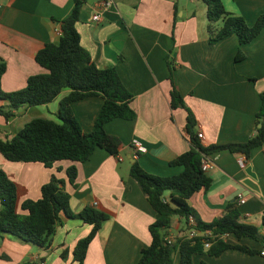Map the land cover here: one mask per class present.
I'll return each instance as SVG.
<instances>
[{"label": "crops", "instance_id": "crops-1", "mask_svg": "<svg viewBox=\"0 0 264 264\" xmlns=\"http://www.w3.org/2000/svg\"><path fill=\"white\" fill-rule=\"evenodd\" d=\"M190 1L85 0L81 7L76 23L81 44L98 67H115L134 95L136 116L116 117L105 124L106 131L121 141L117 155L97 146L85 161L64 159L47 166L40 161H12L0 151V170L26 190L21 200L39 199L41 187L54 174L65 180L73 212L96 203V208L109 214L89 244L83 264H137L151 242L149 227L156 212L130 173L132 162L137 160L145 170L161 176L184 169L170 163L189 150L192 142L187 111L171 106L169 59L175 66V85L196 118L193 131L203 133L199 140L204 146L243 142L255 131L264 91V28L246 44L241 45L236 34L213 44L207 31L205 1L199 0L198 7ZM222 1L229 12L243 16L249 24L264 13V0ZM74 6L75 0H0V62L7 64L2 77L4 91L21 89L30 75L46 71L36 61V53L46 43L59 41L60 21ZM96 13L99 20L93 19ZM220 25L221 21L213 23L214 27ZM239 51L241 59H237ZM68 92L64 89L46 104L21 106L8 120L0 114V137L14 136L33 118L60 121L59 102ZM102 103L100 96L72 102L84 131L92 130ZM6 104L0 99V106ZM134 140L145 151L137 152ZM209 156L214 160V167L207 172L213 178L211 187L187 199L197 218L211 223L235 206L239 220L257 226L264 235V145L254 147L249 155L221 150ZM73 164L77 166L75 184L66 172ZM239 194L245 199L242 204ZM90 230L91 225L82 219L63 215L47 246L0 233V264H75L76 243ZM169 230V236L182 235L184 218L173 216ZM226 241L256 252L229 248L220 255L195 253L194 264H264V240L230 233ZM64 249L66 257H62ZM175 264H180V253Z\"/></svg>", "mask_w": 264, "mask_h": 264}, {"label": "trees", "instance_id": "trees-1", "mask_svg": "<svg viewBox=\"0 0 264 264\" xmlns=\"http://www.w3.org/2000/svg\"><path fill=\"white\" fill-rule=\"evenodd\" d=\"M85 0H75L71 14L60 21L61 36L57 43H46L35 56L36 61L46 71L32 74L25 87L6 92L2 88V77L7 69L5 62H0V99L7 104L0 106V114L9 119L21 106L46 104L55 99L64 89L69 92L59 102L57 116L60 121L45 117L31 119L14 136L0 137V151L12 161H40L47 166L58 160L85 161L97 146L110 153H119L120 139L109 134L105 124L116 117L132 119L136 111L132 107L133 93L125 86L115 67H98L90 52L81 44V36L76 27L80 10ZM207 6V26L209 41L217 43L224 37L236 34L240 44L255 39L264 28V13L255 23L249 24L243 16L229 12L222 0H204ZM221 21L219 27L213 23ZM239 51L237 59H241ZM169 80L172 88L170 100L172 108H184L187 111V130L192 145L189 150L173 159L172 165H182L183 171L172 176H161L145 170L137 160L131 163L130 173L156 212L155 220L149 227L151 242L141 253L137 264H175V256L180 253V264H194L195 253L220 255L229 248L248 253L256 250L242 244L227 242L222 236L232 233L238 238L249 236L259 241L264 235L259 228L239 220L240 212L230 206L218 219L206 223L197 218L187 199L197 191L208 190L213 178L202 169L203 154L230 150L249 155L251 150L264 145V91L260 93L261 105L256 113L255 131L248 140L204 146L198 133L193 131L196 118L186 104L174 82V62L169 59ZM90 96H100L102 106L90 132L83 130L72 109V102ZM261 124V126H259ZM69 181L75 184L77 166L66 170ZM166 192H170L169 196ZM25 188L11 180L7 173L0 170V233H8L19 239L47 246L56 232L62 216L82 219L91 225L90 232L80 238L73 250L75 264H83L89 244L101 229L109 214L94 205H86L80 212H73L70 207V193L65 187V180L52 175L41 187L39 199H24ZM194 215L197 228L212 229L217 237L210 247H205L202 238H188L184 233L170 242L169 229L172 217L187 218ZM186 231V230H185ZM67 256V249L62 257ZM202 264H207L203 262Z\"/></svg>", "mask_w": 264, "mask_h": 264}, {"label": "built area", "instance_id": "built-area-1", "mask_svg": "<svg viewBox=\"0 0 264 264\" xmlns=\"http://www.w3.org/2000/svg\"><path fill=\"white\" fill-rule=\"evenodd\" d=\"M105 4L109 6L110 2H106ZM100 18L101 17L99 13H96L93 16V19L95 20H99ZM60 32L62 33L61 28H60ZM198 137L203 138L204 137L203 133L198 132ZM133 145L135 146V149L137 152L145 151L144 146L138 140H134ZM118 158L120 160L122 159L121 157H118ZM201 167L206 172H208L210 169L214 167V160L209 156V154L202 155ZM238 198L241 204L245 202V199L242 194H239ZM93 205H96V203H94ZM184 234L188 238H196V237L202 238V241L205 243V247H210L213 239L217 237V234L212 229H205V230L198 229L196 218L194 215H191V214L187 218V229ZM229 235H230L229 233H226V234H223L222 236L225 239H227ZM166 238L168 239V241L172 242L175 240L176 237L167 236ZM261 254L264 255V249L261 251ZM36 264H39V263H36Z\"/></svg>", "mask_w": 264, "mask_h": 264}, {"label": "rangeland", "instance_id": "rangeland-1", "mask_svg": "<svg viewBox=\"0 0 264 264\" xmlns=\"http://www.w3.org/2000/svg\"><path fill=\"white\" fill-rule=\"evenodd\" d=\"M182 1H183V0H179V2H182ZM198 2H199V0H191V1L189 2V4H190L191 6H193V7H198V6H199ZM200 5L204 6L203 3H200ZM175 217H178V216L175 215Z\"/></svg>", "mask_w": 264, "mask_h": 264}, {"label": "water", "instance_id": "water-1", "mask_svg": "<svg viewBox=\"0 0 264 264\" xmlns=\"http://www.w3.org/2000/svg\"><path fill=\"white\" fill-rule=\"evenodd\" d=\"M259 126H261V124H259Z\"/></svg>", "mask_w": 264, "mask_h": 264}]
</instances>
